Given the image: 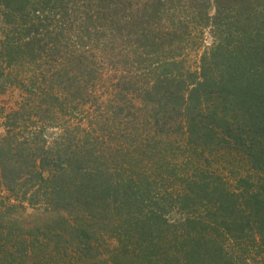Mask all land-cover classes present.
Listing matches in <instances>:
<instances>
[{
  "label": "trees",
  "instance_id": "obj_1",
  "mask_svg": "<svg viewBox=\"0 0 264 264\" xmlns=\"http://www.w3.org/2000/svg\"><path fill=\"white\" fill-rule=\"evenodd\" d=\"M3 192L0 264H264V0H0Z\"/></svg>",
  "mask_w": 264,
  "mask_h": 264
},
{
  "label": "rangeland",
  "instance_id": "obj_2",
  "mask_svg": "<svg viewBox=\"0 0 264 264\" xmlns=\"http://www.w3.org/2000/svg\"><path fill=\"white\" fill-rule=\"evenodd\" d=\"M212 12H214V10H212ZM211 42L212 41H211L210 33H209V31H207L205 34V46L209 47L211 45ZM202 52H203V49H201V50H193V49L188 50V52H187V63H188V66L190 67V69L195 70L197 68L198 62L200 59V55L202 54ZM14 94H17V93H14ZM15 100H16V97H12V96H11V98L10 97H3L2 103L8 107V106H10L11 103L15 102ZM6 110L9 111L8 109H6ZM3 193L0 194V207H1L2 199H4V197L6 196V193H4V195H3ZM5 203L8 204L7 199L5 200ZM12 203L14 205L18 204L17 205L18 208H16L17 212H14L10 217L17 218L18 221L21 222V224L24 223L26 226L27 225L31 226V225L35 224V222H39V219L37 217L40 215V212H43L44 208H42V207L37 208L36 206L34 208H31L28 206V204L25 203V205L23 206L25 208V210H24L22 208V205L19 204V202L12 201ZM42 217H44V215ZM42 217H41V219H43ZM109 244L111 245V247L116 246L115 244L112 243V241L111 242L109 241ZM7 245H9V243ZM48 252H49V249L46 250L44 253L40 252V254H37L36 257H31V260L28 261L27 264H33L34 261H36L40 258V256H43V254L48 253ZM74 264H99V262L97 259H95L92 261H83V262L74 261Z\"/></svg>",
  "mask_w": 264,
  "mask_h": 264
}]
</instances>
